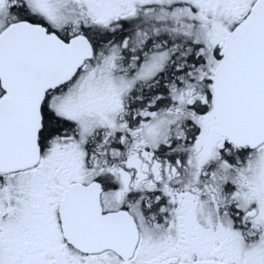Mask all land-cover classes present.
<instances>
[{
  "label": "snow or ice",
  "instance_id": "obj_1",
  "mask_svg": "<svg viewBox=\"0 0 264 264\" xmlns=\"http://www.w3.org/2000/svg\"><path fill=\"white\" fill-rule=\"evenodd\" d=\"M0 264H264V0H0Z\"/></svg>",
  "mask_w": 264,
  "mask_h": 264
}]
</instances>
